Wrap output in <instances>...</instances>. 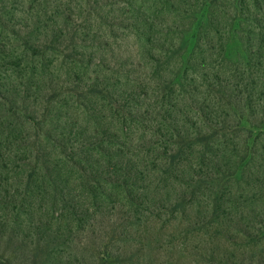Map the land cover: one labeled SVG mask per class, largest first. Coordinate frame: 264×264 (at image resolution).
I'll return each mask as SVG.
<instances>
[{
  "label": "rangeland",
  "instance_id": "obj_1",
  "mask_svg": "<svg viewBox=\"0 0 264 264\" xmlns=\"http://www.w3.org/2000/svg\"><path fill=\"white\" fill-rule=\"evenodd\" d=\"M0 256L264 264V0H0Z\"/></svg>",
  "mask_w": 264,
  "mask_h": 264
},
{
  "label": "trees",
  "instance_id": "obj_2",
  "mask_svg": "<svg viewBox=\"0 0 264 264\" xmlns=\"http://www.w3.org/2000/svg\"><path fill=\"white\" fill-rule=\"evenodd\" d=\"M1 258V256H0ZM0 264H13L11 260H6L5 262H1Z\"/></svg>",
  "mask_w": 264,
  "mask_h": 264
}]
</instances>
